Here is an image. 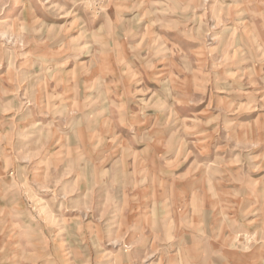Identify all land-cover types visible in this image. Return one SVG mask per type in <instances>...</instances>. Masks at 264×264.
Returning a JSON list of instances; mask_svg holds the SVG:
<instances>
[{"label": "rangeland", "instance_id": "rangeland-1", "mask_svg": "<svg viewBox=\"0 0 264 264\" xmlns=\"http://www.w3.org/2000/svg\"><path fill=\"white\" fill-rule=\"evenodd\" d=\"M199 242L264 264V0H0V264Z\"/></svg>", "mask_w": 264, "mask_h": 264}, {"label": "crops", "instance_id": "crops-1", "mask_svg": "<svg viewBox=\"0 0 264 264\" xmlns=\"http://www.w3.org/2000/svg\"><path fill=\"white\" fill-rule=\"evenodd\" d=\"M210 233H211V230H210ZM194 244H196V243H194ZM197 244L203 245V247H201V248H204V250L202 252L199 251L198 253L197 252L191 253V255H193V256H191L189 259L190 264H213V262H212L213 257H211V260H209V257L211 255V251H212L211 247H209L207 243L199 242ZM188 247L190 248V247H195V246H191V244H189ZM197 249H200V247H197ZM233 256H234V254H233ZM255 258H257V257H255ZM244 259L247 261V258L244 257ZM245 260L243 262H240V264H250L252 262H255L254 259H252V262H250L251 260H248V262H245ZM232 262H233V259H232Z\"/></svg>", "mask_w": 264, "mask_h": 264}]
</instances>
